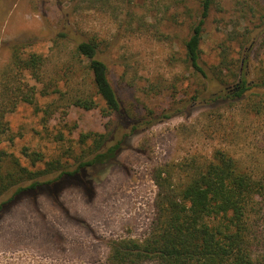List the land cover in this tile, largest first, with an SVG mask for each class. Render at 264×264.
Wrapping results in <instances>:
<instances>
[{
    "label": "rangeland",
    "instance_id": "1",
    "mask_svg": "<svg viewBox=\"0 0 264 264\" xmlns=\"http://www.w3.org/2000/svg\"><path fill=\"white\" fill-rule=\"evenodd\" d=\"M62 8L71 11L77 30L95 37L103 48L115 45L109 79L132 118L149 112L174 115L140 127L114 164L18 196L0 213V264H104L113 240L142 239L149 233L156 168L208 158L217 149L257 165L264 159V111H254L255 103L261 102L256 93H264L259 88L237 104L189 101L198 82L183 62L184 40L196 20L199 0H0V83L11 64L12 46L22 44L25 54L46 58L45 81H59L58 88L65 91L66 82L82 86L83 72L70 58L72 45L54 43L64 20ZM262 15L264 0H216L202 42L207 63H217L220 46L230 43L232 29H251ZM240 52L239 42H231L234 59ZM251 59V79L262 81L264 35ZM23 78L39 91L44 87L27 72ZM55 98L42 92L34 104L20 103L7 116L15 140L0 148L30 166L22 155L25 147L47 158L64 156L71 149L78 156L81 135L105 131L108 119L102 117L101 101L95 110L61 104L46 115Z\"/></svg>",
    "mask_w": 264,
    "mask_h": 264
},
{
    "label": "trees",
    "instance_id": "2",
    "mask_svg": "<svg viewBox=\"0 0 264 264\" xmlns=\"http://www.w3.org/2000/svg\"><path fill=\"white\" fill-rule=\"evenodd\" d=\"M215 5L216 0H199L196 20L184 40L183 62L198 82V90L189 99L193 104H237L249 100L254 88L264 92V79L252 80L250 69L253 47L264 35V15L251 29L241 25L232 29L230 43L220 46L217 63L210 65L204 59L202 42ZM61 10L64 20L55 32L54 43L72 45L70 58L83 72V84L79 82L73 87V83L66 82L68 90L59 89V81L43 78V55L25 54L22 44L13 45L11 64L0 83V144L15 140L7 116L20 103L34 104L35 96L42 92L56 96L45 110L46 115L54 113L61 104L64 108L95 110L100 108L101 101L100 111L108 123L104 132L81 135L83 148L78 156L71 149L64 156L47 158L44 153L25 147L22 155L29 166L13 152L0 148V213L24 193L114 164L127 140L140 127L174 115L171 111L161 116L149 112L145 117L132 118L109 79L110 67L116 62L115 45L103 48L95 37L73 27L71 11ZM234 41L242 48L238 59L231 55ZM26 72L37 84H44L42 90L24 80ZM256 96L261 102L255 103L254 111L260 114L264 111V93ZM63 113L65 119L67 112ZM59 138L63 140L61 134ZM250 162L253 161L217 149L208 158L192 157L156 168L155 214L149 233L142 239L113 240L104 264H264V159L259 165ZM53 175L56 176L49 178Z\"/></svg>",
    "mask_w": 264,
    "mask_h": 264
}]
</instances>
